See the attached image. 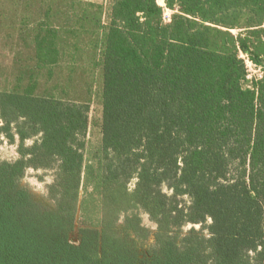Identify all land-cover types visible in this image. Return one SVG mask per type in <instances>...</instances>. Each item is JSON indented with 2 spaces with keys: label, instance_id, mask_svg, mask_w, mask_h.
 Listing matches in <instances>:
<instances>
[{
  "label": "trees",
  "instance_id": "trees-1",
  "mask_svg": "<svg viewBox=\"0 0 264 264\" xmlns=\"http://www.w3.org/2000/svg\"><path fill=\"white\" fill-rule=\"evenodd\" d=\"M110 4L96 146L89 103L37 79L0 90V142L19 140L0 161V264H264V0ZM57 34L35 33L36 69L58 62ZM239 51L263 65L252 88ZM27 168L54 169V209Z\"/></svg>",
  "mask_w": 264,
  "mask_h": 264
},
{
  "label": "rangeland",
  "instance_id": "rangeland-1",
  "mask_svg": "<svg viewBox=\"0 0 264 264\" xmlns=\"http://www.w3.org/2000/svg\"><path fill=\"white\" fill-rule=\"evenodd\" d=\"M158 3L163 5V0ZM110 5V0H0V90H14L37 79V93H54L69 100L89 103L90 123L86 134L89 148L96 146L100 139L102 54ZM171 13L164 8L165 22L170 20ZM50 28L58 33V62L48 68L36 69L35 33ZM231 32L235 34L237 30ZM238 55L248 60L247 54L239 51ZM260 65L263 66L247 63L249 78H259L261 69L257 66ZM34 139H26L25 145L32 144ZM18 142L16 134L13 141L1 135L0 161L18 158ZM54 176V169L27 168L21 180L31 198L48 210L55 208L54 200L48 194ZM140 215L142 224L150 232L146 240L137 242L138 252L143 254L152 243L155 224L146 213ZM190 227L191 224L185 225L183 232ZM194 228L200 229V226L196 224ZM78 230L76 224L68 235L69 241L75 245L80 239Z\"/></svg>",
  "mask_w": 264,
  "mask_h": 264
},
{
  "label": "built area",
  "instance_id": "built-area-1",
  "mask_svg": "<svg viewBox=\"0 0 264 264\" xmlns=\"http://www.w3.org/2000/svg\"><path fill=\"white\" fill-rule=\"evenodd\" d=\"M246 56V55H245ZM247 57V59L248 60H245L243 57H241L242 59H243V61H244V65H245V68H246V65H247V63H249V64H253L255 67H256V65H259V64H256V63H254V62H252L249 58H248V56H246ZM246 62V63H245ZM259 69H261V73L259 74V78H256V77H254L253 79H251V78H249L250 76H249V74L247 73V68H246V75H245V80H244V87H245V85H246V87H249V88H251L252 87V85L256 82V81H258L259 79H261L262 78V75H263V66H257ZM248 83H250V85H248ZM253 83V84H252ZM252 84V85H251Z\"/></svg>",
  "mask_w": 264,
  "mask_h": 264
}]
</instances>
